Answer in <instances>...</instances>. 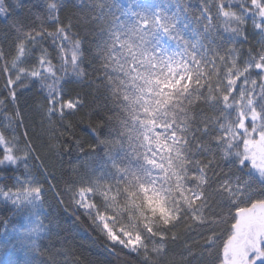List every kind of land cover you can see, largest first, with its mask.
Segmentation results:
<instances>
[{"label":"snow or ice","instance_id":"snow-or-ice-1","mask_svg":"<svg viewBox=\"0 0 264 264\" xmlns=\"http://www.w3.org/2000/svg\"><path fill=\"white\" fill-rule=\"evenodd\" d=\"M41 7L21 15L31 12L26 0H0L9 21L0 36V178L13 181L0 183V204L27 220L10 231L3 221L0 252L20 249L30 257L23 264H44L49 193L63 203L50 169L76 146L84 155L70 164L77 179L65 191L113 254L214 264L221 249L219 264H264V0ZM24 93L35 101L25 102L28 113ZM85 109L80 123L96 137L87 152L67 119Z\"/></svg>","mask_w":264,"mask_h":264},{"label":"trees","instance_id":"trees-1","mask_svg":"<svg viewBox=\"0 0 264 264\" xmlns=\"http://www.w3.org/2000/svg\"><path fill=\"white\" fill-rule=\"evenodd\" d=\"M26 2L31 8V12L25 9L19 14L34 16L38 11L42 10L41 6L46 3V0H26ZM72 2L75 3L76 0H72ZM190 2L196 5L199 0H190ZM32 5H36L37 7H31ZM75 11L76 9L73 7L66 8L61 12V18L64 19ZM8 22L3 16H0V36L3 35ZM48 43L50 44V41ZM49 51L55 55L53 48L49 47ZM0 84H2V80H0ZM77 90L82 92L89 91L87 88H78ZM88 100L91 102L92 96H89ZM26 101L28 105L35 103L32 93H24L20 101L21 107L28 113L31 112V108L25 105ZM97 103L102 106V101H98ZM7 111L11 112V106L8 107ZM87 111L88 109H85L83 112L67 118L74 125L78 124L75 131L80 142L83 144L85 152L88 151L89 144L96 143V137L88 129L89 121L85 119L83 123H80L81 118L85 116V112ZM34 118L38 120V117ZM6 123L4 117L0 115V130L5 127ZM106 134L105 130L101 139H104ZM83 155L82 152L78 151L76 146H73L70 156L65 157L63 164L57 163L55 167L50 169L55 176V179L51 180V183L55 184V190L61 193L63 203H58L52 193H49L47 197L48 203L45 204L46 215L41 217L49 231L39 242L44 252V255L39 257V259L44 264H48L50 256L54 257L56 264H138L135 254L128 255L127 250L121 251L117 249L115 254L110 252L111 246L103 234L95 227L87 215L84 214L83 210L74 207L70 199V193L65 191L68 186L67 181L69 179H77L71 173L70 164L77 163L78 158H83ZM12 182L11 180L0 178V183ZM10 208L11 205L5 206L0 204V240L4 239V220H8L9 222V231L13 226L19 227L21 224L27 223L25 216L13 215L9 211ZM172 248L178 257L184 251L182 244L173 245ZM221 251V249L213 250L211 260L214 261V264H219L217 256ZM28 258L30 257L20 249H9L6 252H0V264H23L24 260ZM195 264H200V261H196Z\"/></svg>","mask_w":264,"mask_h":264}]
</instances>
